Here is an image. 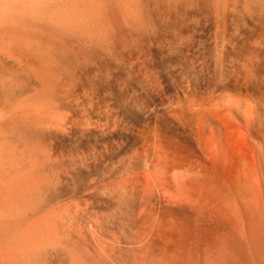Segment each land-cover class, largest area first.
Instances as JSON below:
<instances>
[{"label": "bare ground", "instance_id": "bare-ground-1", "mask_svg": "<svg viewBox=\"0 0 264 264\" xmlns=\"http://www.w3.org/2000/svg\"><path fill=\"white\" fill-rule=\"evenodd\" d=\"M149 1L28 2L34 63L0 79V264H264V0Z\"/></svg>", "mask_w": 264, "mask_h": 264}, {"label": "rangeland", "instance_id": "rangeland-1", "mask_svg": "<svg viewBox=\"0 0 264 264\" xmlns=\"http://www.w3.org/2000/svg\"><path fill=\"white\" fill-rule=\"evenodd\" d=\"M11 1H13V2H11V4L13 6L9 5V7H8V5H6L0 1V6H1L0 7V56H1L0 57V79L3 77L5 80L9 79L8 74L12 75L13 77L16 76L14 78L18 79L21 77V73L28 71V68H30L32 63H34V55H33V52L31 51V47H30L31 42H32V40H35V38H38L41 35V33H43V31H44V30H42V28H44V25H42L44 23V21H43V19L40 21L41 18L39 19V17L41 15L39 14V16L36 17L37 14H35V15L31 14L30 9H29L30 8L29 4L34 2V0H20V1L19 0H11ZM60 1L63 2L64 0H60ZM150 1H149V4H152V5H150V7H153V9L158 10V9L162 8L161 4H159L161 2L160 0H152L151 2ZM176 1H178V0H176ZM14 2H16V3H14ZM28 2H29V4H28ZM236 2L241 3L240 0H236ZM240 3H236V4L239 5ZM5 5H6V7H5ZM10 6H11V8H13V10L9 9ZM150 7H148V8L151 9ZM158 7H160V8H158ZM151 10H150V12H151ZM154 11L152 10V12H154ZM157 12L158 11H155L154 13H152V15L155 16ZM262 17L264 18V16H262ZM262 20H264V19H262ZM42 21H43V23H42ZM41 30H42V32H41ZM12 76L10 78H12ZM2 82H1L2 84H5L4 81H2ZM1 86L2 85L0 84V87ZM4 91L5 90L2 88V92L0 90V93L3 94ZM4 93H6V92H4ZM1 96H2V98L0 97V115H4L3 98H5L6 95L3 94ZM3 136H4V134L1 137H3ZM3 138H5V136ZM3 138L1 140H4ZM261 196H263V195H261ZM261 196H260L259 208L261 209V211L263 213L262 214V217H263L264 216V210H263V208H264V200L263 199L264 198H261ZM261 204H262V207H261ZM263 220H264V217H263ZM246 223H247V221L244 222V220H242L241 221V227L238 231L239 251L243 256L249 255L250 251H251L250 250V248H251V246H250L251 235L249 234V232L247 230L248 228H247ZM262 224H263V226H262V230H260V232H261V235H264V221H262ZM0 229H2V228H0ZM2 230H4V231L0 230V235L4 232H7L6 233L7 235L2 234L5 236L3 239V241H4L3 243H5V245L6 244L9 245V243L11 244V241H12L11 237L13 235L12 229L11 228L9 229V230H11L9 233L12 232L10 234L11 237H9V233H8L9 230L8 229H2ZM244 231H246L247 233L245 234ZM246 235H248L247 238L245 237ZM2 238H3V236H1L0 240H2ZM9 238H11V239H9ZM6 239H9L10 242ZM246 239H247V242H246ZM5 240L7 242H5ZM1 242L2 241H0V248H1L0 251L2 252V250L4 248L7 249L8 245L3 247ZM2 247H3V249H2ZM8 248H10V245L8 246ZM6 249H4L2 254H0V255L4 254V256H0V257L8 256L7 254L5 256V253H6L5 251H7V252L9 251V249H7V250ZM1 259L2 258H0V262H2V261L4 262V260H1Z\"/></svg>", "mask_w": 264, "mask_h": 264}]
</instances>
